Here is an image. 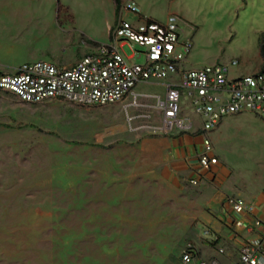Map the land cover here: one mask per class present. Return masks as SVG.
<instances>
[{"label":"rangeland","instance_id":"rangeland-1","mask_svg":"<svg viewBox=\"0 0 264 264\" xmlns=\"http://www.w3.org/2000/svg\"><path fill=\"white\" fill-rule=\"evenodd\" d=\"M144 1L148 13L138 3L146 19L162 24L176 19L184 39L191 41L187 68L221 63L229 66L231 78L256 73L264 0ZM25 3L27 9L72 11L85 34L97 39L106 38L113 11L111 0ZM97 46L89 43L85 54ZM142 52L137 44L122 47L127 57ZM143 61V56H136V62ZM134 91L164 95L166 87L154 82L139 84ZM131 101L132 96L106 106L63 100L27 104L0 90V264H151L147 255L161 242L97 241L85 239L83 233L75 235L81 228L85 232L79 223L86 222L87 208L102 204L95 192L71 184L74 174L86 173L87 155L107 153L126 132L132 137L153 135L136 130L139 120L127 121V112L131 116L145 112L134 106L126 109ZM187 111L200 121L191 107ZM219 148L217 155L247 186L264 189L263 119L248 113L223 137ZM165 243L175 250L184 247L179 239Z\"/></svg>","mask_w":264,"mask_h":264},{"label":"crops","instance_id":"crops-1","mask_svg":"<svg viewBox=\"0 0 264 264\" xmlns=\"http://www.w3.org/2000/svg\"><path fill=\"white\" fill-rule=\"evenodd\" d=\"M26 1L0 0V69L4 72L38 61L72 67L89 43L109 40L115 0H111L113 11L102 39L85 34L72 11L27 9ZM137 1L142 7L146 4ZM262 67L261 57L255 72ZM245 115L227 117L207 134L218 158L209 170H203L199 162L205 149L199 122L191 132L170 136L132 137L126 132L124 140L111 144L107 153L88 154L86 173L74 174L71 184L95 192L102 204L87 208L86 222L79 223L85 232L81 228L75 235L83 233L85 239L97 241L161 242L147 255L151 264H185L182 257L188 249L195 256L192 264L213 259L238 264L241 247L263 230H247L241 221L251 217L234 212L227 200L236 197L255 204L254 214L264 220V189L247 186L217 152L223 137ZM176 239L184 242L183 248L171 249L165 243Z\"/></svg>","mask_w":264,"mask_h":264},{"label":"built area","instance_id":"built-area-1","mask_svg":"<svg viewBox=\"0 0 264 264\" xmlns=\"http://www.w3.org/2000/svg\"><path fill=\"white\" fill-rule=\"evenodd\" d=\"M115 3L116 17L107 43L92 48L72 67L38 61L11 73L0 69V90L27 104L63 100L81 106H106L132 96L126 109L134 106L145 110L133 116L127 112L128 122H141L138 131L170 136L191 132L199 122L205 148L199 162L203 170H209L218 164L209 132L230 116L251 113L264 120V69L231 78L229 66L221 63L187 68L192 43L184 39L176 19L167 24L146 19L137 0ZM126 44H137L144 52L127 57L122 53ZM137 55L144 57L142 63L136 62ZM154 82L165 85L164 95L134 91L139 84ZM188 107L200 121L187 111ZM198 183L192 181L193 185ZM227 201L234 212L251 217L241 221L247 230H263L260 237L241 247L238 264H264V220L254 214L255 204L236 197ZM182 260L185 264L195 261L191 249L184 252ZM200 264L219 262L213 259Z\"/></svg>","mask_w":264,"mask_h":264},{"label":"trees","instance_id":"trees-1","mask_svg":"<svg viewBox=\"0 0 264 264\" xmlns=\"http://www.w3.org/2000/svg\"><path fill=\"white\" fill-rule=\"evenodd\" d=\"M118 1V0H116ZM260 54H261V57L263 59V69H264V33L262 34V38H261V46H260Z\"/></svg>","mask_w":264,"mask_h":264}]
</instances>
